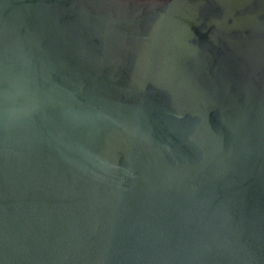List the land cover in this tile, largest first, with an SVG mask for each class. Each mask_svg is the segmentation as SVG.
I'll list each match as a JSON object with an SVG mask.
<instances>
[{
	"label": "water",
	"instance_id": "1",
	"mask_svg": "<svg viewBox=\"0 0 264 264\" xmlns=\"http://www.w3.org/2000/svg\"><path fill=\"white\" fill-rule=\"evenodd\" d=\"M0 264H264V0H0Z\"/></svg>",
	"mask_w": 264,
	"mask_h": 264
}]
</instances>
